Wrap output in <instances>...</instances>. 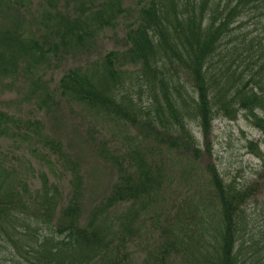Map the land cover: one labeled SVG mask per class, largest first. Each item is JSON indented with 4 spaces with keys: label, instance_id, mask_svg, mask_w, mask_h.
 Here are the masks:
<instances>
[{
    "label": "trees",
    "instance_id": "trees-1",
    "mask_svg": "<svg viewBox=\"0 0 264 264\" xmlns=\"http://www.w3.org/2000/svg\"><path fill=\"white\" fill-rule=\"evenodd\" d=\"M243 1L150 0L138 9L136 25L127 29L124 51L108 52L86 67H71L55 91L41 78L32 81L46 105L56 103L58 96L120 123L126 149L118 153L108 147L104 150L116 178L90 209L84 208L83 177L60 140L44 132L40 119L14 117L0 110V139L24 141L30 145V153L51 170L62 161L72 174L66 204L59 207L58 184L50 182L44 170L32 176L42 180L34 192L27 181L12 184L18 186L14 189L4 187L3 183L19 178L6 173L14 165L0 157V248L7 253L0 256V264H127L136 237L145 248L140 249L144 258L139 264H171L180 247L184 255L180 264H264V230L254 233L246 211L258 184L264 187V160L258 179L240 185L225 182L215 166L207 165L206 189L192 211L183 209L185 200L166 189L163 164L142 148L147 140L144 132L150 131L157 146L166 141L170 148L177 139L198 156L201 149L188 120L197 122L208 143L212 120L220 112L233 117V111H246L264 132L260 115L264 112V73L258 69L241 83L239 79H220L214 71L224 55L222 45L230 42L232 23L244 13ZM247 1L255 7L264 3ZM118 3L117 13L123 10L122 0ZM114 4L109 0L99 8L106 13L107 6L113 10ZM100 9L95 10L94 19L107 24L109 18ZM86 23L76 16L68 26L62 24L61 38L79 42ZM10 40L5 34L0 37V43L6 45ZM262 52L256 55L263 57ZM44 53L36 55L31 64L26 60L27 70L40 67ZM24 55L20 44L10 60H23ZM133 89L136 96L131 94ZM143 95L148 100L147 112L139 107ZM133 126L140 132L130 136L126 129ZM21 163L31 167L27 161Z\"/></svg>",
    "mask_w": 264,
    "mask_h": 264
},
{
    "label": "rangeland",
    "instance_id": "rangeland-1",
    "mask_svg": "<svg viewBox=\"0 0 264 264\" xmlns=\"http://www.w3.org/2000/svg\"><path fill=\"white\" fill-rule=\"evenodd\" d=\"M108 1L11 0L5 4V0H0V37L5 34V38L11 39L8 45L0 43V110L14 117L40 119L44 132L60 140L65 152L76 163L75 168L83 177L85 210L92 208L116 178V170L104 150L108 147L118 153L126 149V140L118 127L120 123L106 120L84 105L70 103L58 96L55 97L56 103L46 105L39 100L41 92L35 88L32 81L41 78L46 82L47 88L55 91L61 76L71 67H86L93 61L99 62L108 52H122L128 47L126 31L129 26L136 25L138 9L150 0H122L123 10L118 13L119 0H113L114 9L107 6V12L104 13L100 8ZM243 2L245 4L240 7L244 13L238 21L232 23L234 29L229 35L230 42L222 45L224 55L214 69L218 78L239 79L241 83L258 69L264 73V3L258 2L255 7L247 0ZM249 6L253 9L249 10ZM96 9H100L104 18H109L107 24H99L94 19ZM76 16L87 22L89 30L84 26L85 32L79 42L70 37L62 39V24L68 26L69 21ZM15 34H21V37L18 38ZM28 40L32 42L26 43ZM61 40H66L67 43L60 44ZM20 44L25 54L22 56L23 60H10L14 49L16 46L18 49ZM261 50L263 57H258L256 54ZM42 51L45 53L40 67L27 70L26 60L31 64ZM250 53L251 58L248 56ZM249 58L251 61L246 67ZM239 84L237 82V85ZM121 91L126 92L125 88H121ZM189 91L191 92L190 87ZM131 94L136 96L137 91L133 89ZM147 104L148 100H145L143 95L141 105L139 104L142 111H148ZM233 114L234 116L230 117L220 112L214 116L208 143L203 139L197 122L188 120L201 149L198 156H195L191 149H185L177 139L170 148L166 141H159L157 146L156 140H153L154 136L151 135L153 133L144 132L147 140L142 144V148L163 164L164 185L172 196L185 200L183 209L188 207L195 211L197 202L202 201V191L206 189L203 179L210 176L206 170L207 165L215 166L223 180L234 185L258 179L257 172L264 160V132L254 124V117L250 113L237 110L233 111ZM260 115L264 117V112ZM126 130L130 136L131 133L134 136L140 132L138 126ZM122 132L125 133V129H122ZM165 136L167 135L162 137ZM0 152H3L0 154L2 159L14 165V168H7L6 173L11 172L19 178L3 183L4 187L14 189L18 186H11L12 184L27 181L28 188L34 192L40 188L42 180L39 176H32L44 170L50 182L58 184L59 207L66 204L72 174L70 168L63 165L62 161L51 170L39 160V156L30 153L28 143L26 145L24 141L14 137L0 139ZM25 161L29 162L31 167L21 163ZM258 185L257 193L246 208L247 220L254 233L264 230V209H260L264 204V187L262 183ZM141 242L139 237L134 239L131 255L125 263L139 264L144 258L140 249L145 251V248L144 245L140 246ZM181 252L180 247L171 264L181 263L184 256ZM263 253L264 249L261 251V254ZM6 254V250L1 246L0 256Z\"/></svg>",
    "mask_w": 264,
    "mask_h": 264
}]
</instances>
